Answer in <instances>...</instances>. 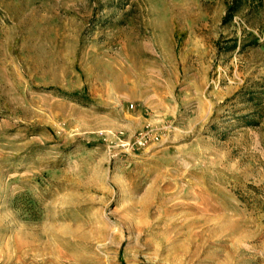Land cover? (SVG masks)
<instances>
[{
    "label": "rangeland",
    "instance_id": "rangeland-1",
    "mask_svg": "<svg viewBox=\"0 0 264 264\" xmlns=\"http://www.w3.org/2000/svg\"><path fill=\"white\" fill-rule=\"evenodd\" d=\"M228 2L0 0V264H264V0Z\"/></svg>",
    "mask_w": 264,
    "mask_h": 264
},
{
    "label": "trees",
    "instance_id": "trees-1",
    "mask_svg": "<svg viewBox=\"0 0 264 264\" xmlns=\"http://www.w3.org/2000/svg\"><path fill=\"white\" fill-rule=\"evenodd\" d=\"M247 0H229V2L227 3L226 6V10H225V14L222 17V24L226 25L228 24L232 17L241 9V6L246 2ZM260 0H249L248 3L250 4H254L255 2H259ZM230 41L232 44H230L229 46H227L224 51L225 52H229L233 49H235L236 47V39L235 38H230ZM257 40H253L251 43H255ZM218 48L220 50H222L223 48L220 45V42H218ZM249 101H253L254 97L251 95L249 96Z\"/></svg>",
    "mask_w": 264,
    "mask_h": 264
},
{
    "label": "built area",
    "instance_id": "built-area-1",
    "mask_svg": "<svg viewBox=\"0 0 264 264\" xmlns=\"http://www.w3.org/2000/svg\"><path fill=\"white\" fill-rule=\"evenodd\" d=\"M147 135V132H140L139 134H138V137H137V140H136V142L138 143V144H142V143H144L143 141H145V136Z\"/></svg>",
    "mask_w": 264,
    "mask_h": 264
}]
</instances>
